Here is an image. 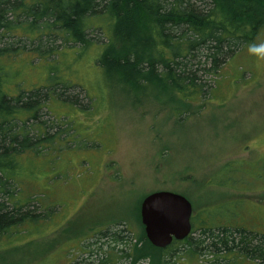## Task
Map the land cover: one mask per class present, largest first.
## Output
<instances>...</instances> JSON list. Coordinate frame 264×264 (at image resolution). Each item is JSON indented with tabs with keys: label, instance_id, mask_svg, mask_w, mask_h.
<instances>
[{
	"label": "trees",
	"instance_id": "trees-1",
	"mask_svg": "<svg viewBox=\"0 0 264 264\" xmlns=\"http://www.w3.org/2000/svg\"><path fill=\"white\" fill-rule=\"evenodd\" d=\"M262 37L264 0H0V250L15 242L13 235L32 237L36 227L44 231L47 218L50 230L60 205H46L53 200L49 181L58 179L48 175L47 166L64 150L90 143L70 109L91 115L94 106L86 92L83 100L76 91H84L81 84L62 75L66 48H90L108 83L132 92L159 90L175 101L172 108L181 109L189 100L216 96L227 64L237 63L229 75L240 76L234 83L243 79L253 65L248 69L246 60L258 51ZM242 56L248 57L240 61ZM63 64L69 73L72 65ZM34 67L46 70V78L31 84L28 72ZM214 177L210 184L234 188ZM259 179L264 181V175ZM208 208L197 213L193 208L190 235L166 248L154 246L145 232L139 246L129 225L119 227L117 221L78 240L67 252L88 254L99 264H136L147 256L184 264L189 255L195 260L207 254L208 264H264V233L239 225L238 213L212 220ZM68 263L95 264L91 259Z\"/></svg>",
	"mask_w": 264,
	"mask_h": 264
},
{
	"label": "rangeland",
	"instance_id": "rangeland-1",
	"mask_svg": "<svg viewBox=\"0 0 264 264\" xmlns=\"http://www.w3.org/2000/svg\"><path fill=\"white\" fill-rule=\"evenodd\" d=\"M257 48L246 60L247 68L253 63L252 71L245 72L237 84V72L229 76L237 63L227 64L216 96L205 102L189 100L187 106L180 103L181 109L172 108L175 101L159 90L132 92L115 81L108 83L95 66L90 48H66L60 64L62 75L81 84L84 91L80 87L76 91L83 100L86 92L94 106L91 115L70 109L77 128L90 143L82 149H66L54 165V160L48 164V175L58 179L49 181L53 200L47 199L46 205H60L50 221L51 228L48 231L47 218L44 231L36 227L31 230L32 237L13 235L15 242L0 250V264H69L68 259H91L99 264L88 254L68 253V248L117 221L119 227L129 225L139 243L145 232L139 219L141 202L160 190L184 193L196 213L210 207L207 216L212 220L221 216L230 219L238 213L239 225L264 233V181L259 179L264 175V37ZM64 62L72 65L69 73ZM45 72L41 67L29 69L28 80L36 84L46 78ZM164 104L167 106L162 108ZM61 111L67 114V110ZM230 161L236 162L223 174L218 172ZM213 175L216 183L221 178L234 188L210 184ZM236 200L241 202L235 204ZM221 203L225 205L217 206ZM209 255L195 260L189 255V260L182 262L208 264ZM154 259L147 256L137 263L164 264ZM243 264L261 263L247 260Z\"/></svg>",
	"mask_w": 264,
	"mask_h": 264
},
{
	"label": "water",
	"instance_id": "water-1",
	"mask_svg": "<svg viewBox=\"0 0 264 264\" xmlns=\"http://www.w3.org/2000/svg\"><path fill=\"white\" fill-rule=\"evenodd\" d=\"M140 213L146 236L156 247L166 248L190 235L193 206L182 194L168 190L150 193L143 199Z\"/></svg>",
	"mask_w": 264,
	"mask_h": 264
}]
</instances>
